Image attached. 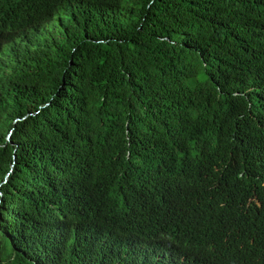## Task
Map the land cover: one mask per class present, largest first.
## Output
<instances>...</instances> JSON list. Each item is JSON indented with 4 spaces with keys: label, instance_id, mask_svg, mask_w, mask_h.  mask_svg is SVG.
Instances as JSON below:
<instances>
[{
    "label": "trees",
    "instance_id": "16d2710c",
    "mask_svg": "<svg viewBox=\"0 0 264 264\" xmlns=\"http://www.w3.org/2000/svg\"><path fill=\"white\" fill-rule=\"evenodd\" d=\"M0 264H264V0H0Z\"/></svg>",
    "mask_w": 264,
    "mask_h": 264
},
{
    "label": "rangeland",
    "instance_id": "374dc122",
    "mask_svg": "<svg viewBox=\"0 0 264 264\" xmlns=\"http://www.w3.org/2000/svg\"><path fill=\"white\" fill-rule=\"evenodd\" d=\"M11 136V135H10ZM10 136L8 137V139H10Z\"/></svg>",
    "mask_w": 264,
    "mask_h": 264
}]
</instances>
